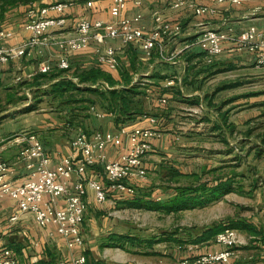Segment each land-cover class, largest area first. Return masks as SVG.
Here are the masks:
<instances>
[{"label": "crops", "instance_id": "0c3cea01", "mask_svg": "<svg viewBox=\"0 0 264 264\" xmlns=\"http://www.w3.org/2000/svg\"><path fill=\"white\" fill-rule=\"evenodd\" d=\"M67 1H71V4L64 11L66 16L64 28L53 31L47 36L46 42L29 54L0 63V91L12 89L18 82L21 84L23 82L22 85L26 84L37 91L45 87L52 88L65 78L75 80L72 75H62L61 72L64 71L56 66L48 73L38 72V64L44 58L55 64L61 54L55 38L75 34V24L79 18L102 20L112 18L109 7L113 0ZM139 1L137 3V0H126V7L123 10V15L127 17L140 13V18L134 22L135 26L151 30L155 23L154 12H159L171 23L181 25L179 33L164 41L165 51L176 53L173 61L161 60L157 48L153 50L151 56H147L138 45H122L120 38H115L110 40V43L122 48L119 50L117 69L109 71L97 62L95 54L97 43L90 40L83 49L69 54L70 68L67 70L80 72L99 67L111 72L108 74L117 81L115 87L133 84L137 88L138 85H145L144 93L140 92L139 95L150 97V102L153 103H148L146 109H142L141 112L129 113L118 120L117 114L108 111L104 106L105 110L97 109L104 115L97 116L93 112L95 117L90 122L79 114H74L73 120L78 121L80 125L86 127L85 129L89 124V129L84 131L92 132L95 129H116L119 125L146 126L150 123L149 117L156 118L157 122L154 125L160 131V135L152 140V148L144 157L147 176L139 180L135 186V191L141 192L136 197L141 200L164 201L174 197L179 185L175 181L177 174L195 172L194 166L185 165L184 168L182 159L194 160L201 151L205 161L203 170L207 174H221L226 170L219 178L210 180L205 178L208 186L218 185L219 192L202 205L211 207L221 205L220 208L217 207L219 212L215 215L216 219L223 216L234 218L233 222L241 241L234 247V255L228 264H264V178L256 179L251 166L243 171L241 153L226 146L232 134L239 132L241 135V131H244L243 139H250L252 133L257 130V128L245 130L248 124L252 123L251 115L245 118L237 114L234 116L230 114L229 109L233 106L237 110L247 106L257 107L258 91L241 90L264 83V65H255V51L238 49L230 42L225 43L223 52L212 63H206L204 52L198 44V36L203 27L231 26L236 32L250 25L264 28V0H241L239 3H232L231 0H193L197 4L216 7V13L204 15H196L184 6L174 8L171 6L174 0ZM27 13L28 10L18 4L10 7L0 17V29L11 32L3 38L6 46H17L32 36L31 30L26 27ZM49 14L56 15V12L50 10ZM140 63H145V71L139 72L137 65ZM122 73L129 79V83L124 81ZM170 78H173V83L167 84ZM104 84L113 87L107 82ZM234 88H239L240 91L226 98L225 91ZM137 96L134 97L135 100ZM163 97L166 102L159 100ZM255 102L256 104H253ZM260 104L264 105L262 102ZM257 113L260 112L257 110ZM54 127L56 129H53ZM77 127L71 126L69 121L66 122L62 118L57 119L51 113H46L45 119L41 120L37 134L46 151L53 157L52 165L59 155L71 151L70 141L77 131L81 130L79 126ZM20 131L23 130H12L8 133L0 131V160L10 162L16 160L18 147L10 138ZM64 131H68L70 135L63 136ZM262 132L264 133V130ZM263 133L258 132L256 135L263 136ZM198 137H204L208 145L202 147L196 145ZM212 140L218 141L220 145H210ZM123 148L122 139L108 146L106 150L108 157L115 158ZM250 154L251 151L247 152L246 156ZM95 171L94 174H99L103 178L100 165L95 166ZM24 173V167L19 164L14 166L11 177L19 179ZM88 174L93 172L88 170ZM116 197L112 194L110 199L98 203L94 199L93 191L87 190L84 221L81 225L84 244L70 249L61 236L51 233L52 226L40 227L30 213L22 214L18 220L11 221L10 216L18 212V207L12 198L5 196L0 199L1 241L11 247L19 264H60L61 260L69 258L70 255L81 253L86 256V264H96V261L98 264H181L180 259H187L186 264H190L198 254L221 249V245L215 243L213 238L183 244H175L173 240H161L153 244L154 253L149 254L144 253V247L128 246L125 249L109 245L108 235L131 234L124 232L122 225H118L110 217L113 213L111 208L116 206L113 204ZM243 199L256 201L255 207L247 216L241 212ZM226 204L227 212L230 214L225 213ZM224 206L225 209L221 208ZM154 210L163 213L162 210ZM172 213L174 212L167 214Z\"/></svg>", "mask_w": 264, "mask_h": 264}, {"label": "built area", "instance_id": "2783aa9c", "mask_svg": "<svg viewBox=\"0 0 264 264\" xmlns=\"http://www.w3.org/2000/svg\"><path fill=\"white\" fill-rule=\"evenodd\" d=\"M241 0H231L239 3ZM140 1L137 0V3ZM71 1L59 0L49 2L41 7L28 9L27 28L32 32L30 38L17 46H6L3 38L10 35L8 30L0 29V63L12 58L25 56L47 41V36L66 25L65 9ZM174 8L187 7L196 15L214 14L216 7L201 5L193 0H174ZM126 0H113L109 9L112 18L108 20L89 19L81 17L76 21L75 34L55 38L61 54L55 64L48 59H42L38 64V72L47 73L54 66L61 70L70 68L69 54L83 49L90 40L97 43L95 54L97 62L105 69L112 71L119 64L120 46L110 43V40L120 38L121 44H136L147 56H151L155 48L159 58L173 61L175 52L164 49V41L181 31L179 23L165 20L159 12H154V26L151 30L134 25L140 18L137 12L133 17L123 15ZM53 10L56 15H50ZM232 43L238 49L256 52L255 65H264V28L255 25L247 26L236 32L233 27L209 28L203 27L198 36V44L204 52L206 63H212L224 50L225 43ZM76 79V78H75ZM173 78L167 81L172 84ZM97 84L93 85L96 86ZM107 87V84H103ZM161 102L166 99L159 98ZM91 110L102 116L101 112L91 106ZM149 125L128 126L119 125L116 129H95L92 132L79 130L70 141L71 151L59 155L54 165L53 157L46 151L37 132L23 130L14 133L11 140L17 145L16 160L13 162L0 160V199L8 196L18 207V212L10 216L11 221L18 220L22 214L33 215L40 227H53L51 233L63 238L65 245L72 249L84 244L81 225L85 215V196L87 190L93 191L94 199L102 203L117 197L131 196L135 193L136 183L145 179L147 168L144 164L145 155L152 148V140L160 135L155 127V117H149ZM123 140L124 148L115 158L108 157V146ZM21 164L25 169L22 178L14 179L11 175L14 166ZM102 168L103 178L94 174L95 166ZM88 170L93 174H88ZM238 231L234 227L225 226L214 236V242L221 249L207 251L195 256L190 264H228L234 255V247L240 243ZM187 259H180L186 264ZM0 264H19L17 256L11 247L5 245L0 237ZM60 264H86L84 254L70 255L60 261Z\"/></svg>", "mask_w": 264, "mask_h": 264}, {"label": "rangeland", "instance_id": "374dc122", "mask_svg": "<svg viewBox=\"0 0 264 264\" xmlns=\"http://www.w3.org/2000/svg\"><path fill=\"white\" fill-rule=\"evenodd\" d=\"M16 4H20L28 10L31 7H41L42 5L48 4V2H57L59 0H14ZM137 68L140 71H145V63H140L137 65ZM105 73H111L103 70ZM71 70H67L61 72L62 75H75ZM106 73V74H107ZM59 75V73H58ZM48 77V76H47ZM74 81H78L77 77ZM264 80V79H263ZM21 81V79L19 80ZM146 82V81H145ZM148 84V82H146ZM23 84V82H22ZM21 83H16V86L10 90H1L0 91V131L2 133H8L10 131H19V130H33L37 132L39 129L37 128L40 125L41 120L45 119V114L51 113L57 119H63L66 122L69 121V124L75 128L79 126L81 130H88L89 124L86 127L79 124L78 121H74V114H79V116L89 119V122L93 120L95 116H93V111L91 110V106H94L95 110H105L103 108L104 100L97 93L90 92L89 90L82 89L84 84L77 89L73 88L74 86L68 88L62 94L59 92L53 91L50 87H45L44 89H39L35 91L33 88H29L28 85ZM140 86V87H138ZM137 89L140 92L145 91V85H138ZM103 87V86H101ZM257 92L256 102L258 103L256 106H247L242 107L241 109H236L234 106L229 109L231 115L237 114L242 118L251 115L252 123H249L248 127L245 130H257L252 133V137L250 139H243L244 131H241V135L239 132L236 134H230L231 137L228 138L226 142V146H230L231 149L236 150V152L241 153V162H242V170L248 169L250 166L252 167V173L255 175L256 179L264 178V141L263 136H258L263 133L264 130V105H261L260 102L264 104V83L258 84L256 87L252 88H244L241 92ZM239 88L228 89L225 91V97L228 98L233 96L235 93L239 92ZM62 95V96H61ZM10 96V97H9ZM45 98V100H44ZM150 98V97H149ZM145 97L143 94L138 95L136 100L134 99L135 106H141L142 109H146L148 103L151 99ZM10 99V100H9ZM138 100V102H136ZM253 103V104H256ZM235 108V109H234ZM257 110L260 113H257ZM152 112V110H151ZM154 112V111H153ZM256 114V115H254ZM241 118V119H242ZM83 121V119H82ZM255 126V127H254ZM99 126H96L98 128ZM53 129H56L54 127ZM63 136L70 133L68 131L62 132ZM264 134V133H263ZM249 137V136H248ZM204 137H198L196 145L204 146L208 145L207 140L203 139ZM246 140V142H244ZM215 140H212L214 142ZM210 145H220L218 141L212 143ZM251 154L247 157L246 153L250 152ZM228 158V157H226ZM204 157L199 152V155L195 157L194 160L185 161L182 159V164L185 168V165L194 166L195 172L188 171L186 173L177 174L175 181L179 184L177 187H195L203 183H207L205 178L213 179L219 178L225 172H221V174H207L203 167L205 165ZM192 163V164H191ZM183 168V169H184ZM189 168V167H188ZM249 171V170H248ZM209 176V177H208ZM141 192L138 190L131 196L125 197H116L118 199H114L113 204H115V208L112 207V215L110 217L115 220L118 225H122L124 232L136 234L141 238H154L155 236H161L165 234V236H170L172 232H176L174 235L178 239L188 240L192 233H195L200 228L206 225H212L214 222L220 223H228L232 219L230 216H223L216 219V214L219 212L221 205L216 207L211 206H203L197 205L195 209L193 207L183 209L178 212H174L170 215L166 213H160L154 210L153 208L147 207L145 204L135 205L132 203L136 197ZM256 201H248L242 200V209L241 212L244 213V216L250 213L251 209L255 206ZM119 204V205H118ZM226 206V214H230L228 211V204ZM221 207V208H224ZM246 206V207H244ZM244 207V208H243ZM115 211H114V210ZM222 214V213H221ZM175 244H182L181 242L173 241ZM187 242V241H183ZM128 247V245H126ZM126 249V248H125ZM94 264V263H93ZM101 264V263H100Z\"/></svg>", "mask_w": 264, "mask_h": 264}, {"label": "trees", "instance_id": "16d2710c", "mask_svg": "<svg viewBox=\"0 0 264 264\" xmlns=\"http://www.w3.org/2000/svg\"><path fill=\"white\" fill-rule=\"evenodd\" d=\"M18 5L14 0H0V17L12 6ZM63 71H67L66 69ZM50 72V71H49ZM48 73V72H47ZM124 76V81L129 83V79ZM73 77H77L79 80L74 81L71 78H65L59 84L52 87L53 91L59 92V94L65 92L68 88L74 86L73 88H79L81 84H84L82 89L89 90L90 92L97 93L104 100V107L113 113L117 114L116 120L129 114L141 112V106H135L134 97L140 94V91L136 88V85L115 87L117 81L113 79L108 73L106 74L101 68L93 67L87 70H82L80 72H75ZM104 82H107L109 86L113 87H101ZM97 84L96 86H93ZM126 85V84H125ZM70 86V87H69ZM77 86V87H76ZM62 96V95H61ZM138 102V100L136 101ZM123 119V118H122ZM264 141V136H263ZM218 185L208 186L206 183L200 184L195 187H177V193L174 197L169 198L164 201L159 200H141L135 199L132 203L136 206L142 203L147 205V207L162 210L164 213L178 212L180 210L195 207L197 205H202L208 200H211L214 196L218 194ZM225 226H230L235 228L233 220L228 223H216L212 225H207L200 228L195 233H192L190 239L182 240L176 238V232H172L170 236H155L154 238H141L136 234H110L108 235L109 245H117L125 248L126 245L129 247L143 248L144 253H154L152 250L153 244L161 240H173L176 242L183 243H197L201 241H206L213 238L215 234ZM194 237L192 238V236ZM187 241V242H183ZM98 264V261L95 262Z\"/></svg>", "mask_w": 264, "mask_h": 264}]
</instances>
